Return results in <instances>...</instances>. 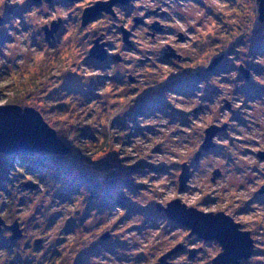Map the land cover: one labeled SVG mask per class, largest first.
<instances>
[{
    "label": "rangeland",
    "instance_id": "374dc122",
    "mask_svg": "<svg viewBox=\"0 0 264 264\" xmlns=\"http://www.w3.org/2000/svg\"><path fill=\"white\" fill-rule=\"evenodd\" d=\"M100 1L0 5V104L39 110L70 147L66 154L0 152V215L24 235L13 240L2 227L0 264H156L194 242L204 247L201 264H210L217 243L198 241L162 209L178 198L229 214L264 251V194L254 178L262 130L254 124L264 119L259 1L134 0L118 8L121 19L90 17L83 25L85 9ZM148 12L161 26L155 36L140 22ZM53 22L59 27L47 40ZM96 40L105 44L97 53L107 48L109 69L89 58ZM168 47L187 62H163ZM220 58L217 71L207 70ZM240 63L257 67L253 86L239 83ZM251 90L260 100H250ZM227 122L205 150L206 128ZM185 165L189 180L180 190ZM216 169L223 175L214 182ZM173 255L168 264H200L187 250Z\"/></svg>",
    "mask_w": 264,
    "mask_h": 264
},
{
    "label": "water",
    "instance_id": "95a60500",
    "mask_svg": "<svg viewBox=\"0 0 264 264\" xmlns=\"http://www.w3.org/2000/svg\"><path fill=\"white\" fill-rule=\"evenodd\" d=\"M119 0H108L103 5L99 2L95 6L87 7L83 14V25L89 22L90 17H95L99 11L108 9L112 11L111 6ZM129 1V0H125ZM259 1L260 20L264 21V0ZM59 22H53L52 28L45 27L47 40H50L57 32ZM125 36L128 35L124 31ZM102 51V45L95 44L92 53ZM101 53H98L99 56ZM101 59L104 56L100 55ZM219 59H216V64ZM226 125H212L205 131V142L203 147L209 149L212 139L216 132L225 129ZM70 147L59 137L57 130L52 127L43 117L41 112L34 107H22L18 104H0V152L7 155H29L34 156L41 152H53L54 154H66ZM188 167L185 165L180 175V190L185 189V184L189 180ZM221 173L218 169L213 172V180ZM167 216L175 222L191 228L192 233H196L206 239H218L223 244V252L213 261L214 264L229 263L232 257L243 256V252L250 248L249 231L240 230L241 224L236 222L232 216L225 212H207L201 211L195 207L187 206L179 198L162 207ZM8 227L12 231L11 238L17 239L23 236V230L16 221L12 224H6L0 215V231L2 227ZM108 234H104L106 238ZM171 252H167L160 257L156 264H168L167 258Z\"/></svg>",
    "mask_w": 264,
    "mask_h": 264
},
{
    "label": "flooded vegetation",
    "instance_id": "af4514ba",
    "mask_svg": "<svg viewBox=\"0 0 264 264\" xmlns=\"http://www.w3.org/2000/svg\"><path fill=\"white\" fill-rule=\"evenodd\" d=\"M70 1H74V0H70ZM96 1V0H95ZM97 1H100V0H97ZM105 1H108V0H104V1H100V2H102V4L101 5H103L104 3H105ZM134 0H129L128 2L127 1H125V0H119V1H117V2H115V3H113V5L111 6V8L113 9L112 11L110 10H108V9H103V10H101V11H99V13L95 16V17H93L94 19H98V18H100L101 16H104V15H110L111 17H119L120 19L122 18V16H121V14H120V16H119V13H118V8H126L127 6H129L130 5V3L131 2H133ZM99 3V2H98ZM129 12V11H128ZM154 14H156L155 12H153ZM152 15H151V13L150 12H148V14H146V19H145V17H143V20L144 21H142V20H140V22L142 23V22H146V25H148L149 26V28L150 29H152V31L150 32V33H148L149 35L150 34H152V36H155V34H156V30H161V26L159 25V23L158 22H155V21H158V19H156V18H154L152 21L150 20V17H151ZM155 16V15H154ZM156 17V16H155ZM134 19H135V16L133 17ZM147 19H149L148 21H147ZM138 22H139V20L138 19H136ZM123 24V23H122ZM121 24V25H122ZM122 31H123V29H122ZM57 33V32H56ZM56 33H54V36H55V34ZM97 33V32H96ZM53 36V37H54ZM52 37V38H53ZM128 37H129V40H131V37H132V33L128 30ZM51 38V39H52ZM182 38V37H181ZM128 40V38L126 39V41ZM100 40H96V43L97 44H99L100 42H99ZM128 42V41H127ZM130 42V41H129ZM131 43V42H130ZM129 43V44H130ZM105 45V44H104ZM103 44H102V47L104 46ZM106 46H107V43H106ZM168 50H169V52L168 53H166V54H164V58L162 59L163 60V62H166V64H170V62H172V60H176V61H183V62H187V57L186 56H183V55H181V54H179V53H177L175 50H173L171 47H168ZM92 49L90 50V52H89V58L90 59H95V60H97V61H99V62H102L101 64L103 65H101L102 66V69H109L110 67H111V61H110V56H109V53L107 52V48H106V52H105V50L103 51V52H101V54L104 56V58L103 59H101V57H100V55L99 56H97L98 55V53L96 52V54L97 55H94L92 52ZM115 54V53H114ZM225 54V53H224ZM224 57V56H223ZM112 59V58H111ZM113 59L114 60H116V59H118V60H120L121 59V56L119 55V56H114L113 57ZM214 59V58H213ZM222 59L223 58H220L219 59V61L216 63V64H214L213 62L214 61H211V63H209V65L207 66V70H211V69H213V70H216L217 71V69L220 67V62L222 61ZM105 62V63H104ZM109 62V64H106V63H108ZM256 66H248V65H246V64H243V63H240V65L238 66V70L240 71V73H241V76H240V78H239V83L241 82V81H243L244 80V84H245V86H253V70H255V71H257L256 70V68H255ZM128 78H129V80H133L134 78H133V75L131 76L130 74H128V76H127ZM170 77V76H169ZM176 78H179V77H176ZM242 78V79H241ZM181 79V78H180ZM135 81V80H134ZM250 84V85H249ZM255 92H257V91H255ZM217 95H219V94H222L223 95V93H221V90H217ZM243 93V91L239 88V89H237V90H235V92H234V95L235 94H242ZM253 94V95H252ZM249 95H250V97H251V99L250 100H254L253 102H257V100H260V99H256L257 97H259V95H256L255 96V94H254V92L251 90V91H249ZM235 99H237V98H235ZM234 100V99H233ZM233 100H231L230 98H224V101H225V104H226V106H227V108L229 109V110H234L235 109V105H234V102H235V100H234V102H233ZM237 107V106H236ZM200 107H195L194 109H193V112L194 113H198L199 111H200ZM262 117H264V115L262 116ZM212 125H219L218 123H213ZM228 126H229V123L227 122L226 123V128H225V130L228 128ZM254 127H257V128H262V130H261V132L258 134L259 136H260V138L258 139V140H254L257 144L259 143V144H261V146L259 145V148H258V150L257 151H254V153H255V155H256V157H257V159H258V162H259V164H256V166H255V172H256V176L254 177L255 178V180L257 181V182H260V187H259V189H258V193L259 194H264V119L263 120H260V121H258L257 122V124L255 123L254 124ZM208 128V127H207ZM206 128V129H207ZM252 129V131H255V132H257L258 131V129H253V128H251ZM222 131H223V129H221ZM221 130H218L217 132H216V134L215 135H217ZM206 131V130H205ZM215 137V136H214ZM211 150V149H210ZM202 155V154H201ZM199 156V155H198ZM222 173H221V175H220V177H222ZM214 182H215V180H214ZM221 212V211H220ZM234 219V218H233ZM236 221V220H235ZM236 222H239L240 224H241V226H240V230H244V231H249L250 232V234H251V228L250 229H247V228H242V223L240 222V221H236ZM183 226V225H182ZM187 227V226H186ZM187 228H189V227H187ZM7 229H9L8 227H7ZM190 230H191V228H189ZM191 234H195L196 235V233H192V231L190 232ZM24 236V235H23ZM196 239L198 240V241H201V240H204V241H206L207 243H209V242H211L212 241V243H217V245H216V248H217V253L218 254H216L214 257H212L211 259H210V264H214L213 263V261H214V259L220 254V253H222L223 252V244L221 243V241L220 240H218V239H206V238H204V237H201V236H199L198 234L196 235ZM251 241H250V248H248L246 251H244L242 254H243V256H241V257H236V255H234L233 257H232V260L229 262V263H219V264H264L263 262H255L256 260H260L261 259V256H262V254H263V250H261V249H257L256 248V246H257V244H256V242L253 240V237H252V235H251ZM196 244H198V243H196ZM178 245H180V244H178ZM219 245V246H218ZM185 246V247H184ZM187 246L186 245H181V247L179 248V249H176V250H174L173 252H172V254H174V255H176V254H179V253H181V252H183L184 250H187L188 251V258L190 259V260H192V261H200V264H201V262L203 261V259L201 258V254H202V252H203V249H204V247L203 246H196L195 245V242H194V245H192V247H188V248H186ZM220 247V248H219ZM170 250V249H169ZM168 250V251H169ZM258 250V251H257ZM186 252V251H185ZM173 255V256H174ZM172 256V257H173ZM171 257V258H172ZM252 260L254 261V262H252Z\"/></svg>",
    "mask_w": 264,
    "mask_h": 264
},
{
    "label": "clouds",
    "instance_id": "9594fccd",
    "mask_svg": "<svg viewBox=\"0 0 264 264\" xmlns=\"http://www.w3.org/2000/svg\"><path fill=\"white\" fill-rule=\"evenodd\" d=\"M3 2H4V0H0V5H2L3 4ZM8 2L9 3H19V4H23L24 3V0H8ZM3 7H0V16H2L3 15ZM32 15H34V13L32 14ZM31 17H29V16H26L25 17V19L27 20V19H30Z\"/></svg>",
    "mask_w": 264,
    "mask_h": 264
}]
</instances>
